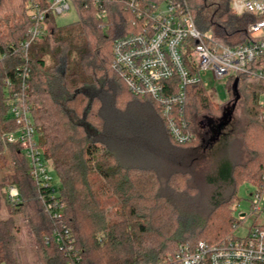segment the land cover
<instances>
[{"label":"trees","instance_id":"1","mask_svg":"<svg viewBox=\"0 0 264 264\" xmlns=\"http://www.w3.org/2000/svg\"><path fill=\"white\" fill-rule=\"evenodd\" d=\"M125 1H106L109 20L103 29L92 7L72 0L78 20L59 26L50 14L46 22L52 28L25 50L20 43L32 25L29 0H0V151L2 134L16 127L3 82L15 78L19 66L29 67V103L60 179L64 222L73 232L79 264H157L180 244L219 241L233 230L231 206L239 184L249 176L263 182L264 106L259 98L264 81L242 75L236 91V77L230 78L226 102L237 92L238 102L244 99L246 105V120L237 133L242 159L225 152L208 165L205 146L211 137L198 132L197 121L201 116L221 121L226 106L214 105L201 83L189 85L186 119L195 139L172 140L159 106L132 95L111 66L114 39L133 31L134 16ZM187 1L197 27L211 30V45L246 42L249 24L260 19L234 13L232 0ZM6 147L4 159L21 199L9 201L0 185V211L3 204L9 210L7 217L0 215V264H20L17 215L25 218L35 239L38 264H67L58 245L46 241L56 223L39 198L21 147ZM107 195L118 203L112 217L102 199Z\"/></svg>","mask_w":264,"mask_h":264},{"label":"built area","instance_id":"2","mask_svg":"<svg viewBox=\"0 0 264 264\" xmlns=\"http://www.w3.org/2000/svg\"><path fill=\"white\" fill-rule=\"evenodd\" d=\"M84 1L87 8L94 9L100 27L106 28L109 20L107 0ZM125 5L134 16L133 31L114 39L111 66L132 95L150 98L159 106L173 141L183 144L195 139L186 119L189 85L201 83L208 89L203 79L208 74L216 81L242 75L264 81V0H232L234 13H251L260 18L248 26L251 38L237 46L209 44L211 35L197 27L187 0H126ZM72 7V0H29L32 25L20 43L22 48L27 50L47 33L49 24L46 21L50 14L63 15ZM29 79V67L19 66L15 78L7 77L3 82L8 115L16 127L6 130L2 139L5 145L21 147L39 198L56 223L46 241L58 245L67 264H79L81 256L73 232L64 222L66 201L53 182L54 169L35 126L29 103ZM214 93L209 91L211 96ZM262 96L264 93L259 102L264 106ZM253 187L251 208L258 214L264 209V176L263 182ZM4 189L10 201L21 199L20 190L12 181L6 182ZM246 218L245 213H239L232 232L221 240L199 241L194 246L180 244L176 252L157 264H264V223L254 221L246 235L236 234Z\"/></svg>","mask_w":264,"mask_h":264},{"label":"rangeland","instance_id":"3","mask_svg":"<svg viewBox=\"0 0 264 264\" xmlns=\"http://www.w3.org/2000/svg\"><path fill=\"white\" fill-rule=\"evenodd\" d=\"M218 1V0H210ZM56 23L59 26H64L70 23H73L78 20V12L74 7L71 8L69 12L63 15H55L54 16ZM49 29L52 28L51 25L48 27ZM207 33L211 35V30H207ZM113 45V43H112ZM204 81L207 82L208 91H215L214 96H211L210 99L214 105L218 107H226L231 105L230 101L227 103V98L229 97V93L227 90L228 83L230 81V77H225L221 80H214L211 74H208L203 77ZM264 101V96L262 99ZM246 120V105L244 99L242 101L237 102L235 109L233 110L232 116L228 123L219 131L218 125L220 120L213 119L211 116H201L198 118L197 121V129L199 133L209 132V140H207L206 148V157L208 165H211L212 162L219 156H222L225 152H234L232 156H235L236 159H242V139L241 137L237 136L238 130L242 128L244 122ZM43 145V144H42ZM7 146V145H6ZM4 145V149L0 151L2 152V161L3 167L0 171V185L3 186L2 190L5 193L4 184L6 182H11V166L10 164L5 162L4 156L7 155L8 149ZM45 148V147H44ZM46 150V149H45ZM51 166L54 169L52 161L50 160ZM206 167V165H204ZM208 167L204 168L207 169ZM53 182L59 187L60 179L55 170L52 171ZM253 177H246V181H243L239 184L237 188L238 198L232 204L231 210L235 218L238 217L239 213H245L247 215L246 220L238 227L236 234L243 236L246 235L247 228L253 224L254 221L264 223V209L255 214L251 208V194L253 191V186L255 183L252 179ZM204 187V188H203ZM204 189L203 194L208 191V188ZM205 195V194H204ZM7 198V197H5ZM8 199V198H7ZM103 201L107 205V210L109 215L112 217L117 209L118 203L116 202L113 196L107 195L104 196ZM113 199V200H112ZM107 200L110 202L108 203ZM6 201V200H5ZM10 201V200H9ZM203 201H205L203 199ZM3 208L0 211L1 217L5 218L9 215V210L7 209L6 205L3 204ZM16 222L19 226V231L17 233V242L15 244V253L18 258L20 264H38L37 258L38 254L36 251L35 246V239L29 233L28 229L25 226V218L19 215L15 216ZM229 235V234H228Z\"/></svg>","mask_w":264,"mask_h":264},{"label":"water","instance_id":"4","mask_svg":"<svg viewBox=\"0 0 264 264\" xmlns=\"http://www.w3.org/2000/svg\"><path fill=\"white\" fill-rule=\"evenodd\" d=\"M238 81H239V77H237L235 79V82H234V89L237 91V87H238ZM239 94L236 92V97L235 99L231 102V105L226 107L223 114H222V117H221V121L218 125V130L220 131L225 125L226 123L229 122L231 116H232V113H233V110L235 109L236 107V104L239 100Z\"/></svg>","mask_w":264,"mask_h":264},{"label":"crops","instance_id":"5","mask_svg":"<svg viewBox=\"0 0 264 264\" xmlns=\"http://www.w3.org/2000/svg\"><path fill=\"white\" fill-rule=\"evenodd\" d=\"M228 99V98H227Z\"/></svg>","mask_w":264,"mask_h":264}]
</instances>
